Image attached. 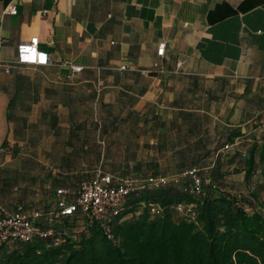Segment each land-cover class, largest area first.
Segmentation results:
<instances>
[{
	"label": "crops",
	"instance_id": "1",
	"mask_svg": "<svg viewBox=\"0 0 264 264\" xmlns=\"http://www.w3.org/2000/svg\"><path fill=\"white\" fill-rule=\"evenodd\" d=\"M33 38L49 64L17 63ZM0 40L7 209L46 210L99 167L214 161L239 130L264 142V0H0Z\"/></svg>",
	"mask_w": 264,
	"mask_h": 264
},
{
	"label": "trees",
	"instance_id": "2",
	"mask_svg": "<svg viewBox=\"0 0 264 264\" xmlns=\"http://www.w3.org/2000/svg\"><path fill=\"white\" fill-rule=\"evenodd\" d=\"M240 135V130L231 134L216 160L180 162L176 171L145 174L128 165L124 171L109 173L99 167L93 177L101 171L115 183L136 184L119 215L107 221L111 237L101 223L77 211L57 222L50 238L1 246L0 264H264L263 185L255 180L264 166V142L236 143ZM99 144L105 146V140ZM231 144L235 152L229 163L239 158L243 165L244 194L224 184L223 154ZM194 169L204 181L201 193L193 189ZM93 177L78 178L75 190L67 191L70 203L75 202L80 184ZM151 177H165L168 182L150 186ZM180 204L184 211L178 210ZM19 208L45 211L22 205L11 211ZM54 238L60 239L59 244Z\"/></svg>",
	"mask_w": 264,
	"mask_h": 264
},
{
	"label": "built area",
	"instance_id": "3",
	"mask_svg": "<svg viewBox=\"0 0 264 264\" xmlns=\"http://www.w3.org/2000/svg\"><path fill=\"white\" fill-rule=\"evenodd\" d=\"M6 12L16 15L17 8L10 6ZM2 43L3 40H0V44ZM158 53L161 55L164 53L163 45L160 46ZM49 62L48 54L38 50L37 38H33L30 42L21 44L18 47V64L47 65ZM155 67H158V64H155ZM73 70L80 72L82 67H73ZM226 149H229V146H226ZM190 175L193 179L194 192L201 193L203 179L197 175L196 169L192 170ZM167 182L168 180L165 177H151L148 180V184L155 187L164 185ZM135 189L134 180L115 183L112 176L98 171L92 179L83 181L80 184L74 203L68 202L67 191L61 188L57 190L58 198L55 203L45 211H26L22 208L11 211L0 206V247L50 238L55 234V224L64 217L73 216L77 211H80L88 220L101 223L105 233L111 237V230L107 225V221L111 217L119 215L127 197ZM178 210L184 211L185 207L180 204ZM54 242L59 244L60 239L54 238Z\"/></svg>",
	"mask_w": 264,
	"mask_h": 264
},
{
	"label": "rangeland",
	"instance_id": "4",
	"mask_svg": "<svg viewBox=\"0 0 264 264\" xmlns=\"http://www.w3.org/2000/svg\"><path fill=\"white\" fill-rule=\"evenodd\" d=\"M234 152H235V149L230 147V149H225L224 154H223V158L225 161V165L222 168V173L224 174V181H225L224 184L226 185V187H228L230 191L237 193V194H244L246 193V187H245V182H244V173L241 172V168L243 165L241 164L239 158H236V161L233 164L229 163L231 160L230 158L231 156H233ZM170 163L171 162H169L168 165ZM163 169H165L164 170L165 172H170L169 171L170 167L163 168ZM237 170L239 171L236 172ZM255 180L258 182V184L263 185L262 199L264 200V166H261L259 170L257 171ZM74 187H76V185H74ZM82 228L83 227L81 226L78 232H80ZM11 248H14V247H11Z\"/></svg>",
	"mask_w": 264,
	"mask_h": 264
}]
</instances>
